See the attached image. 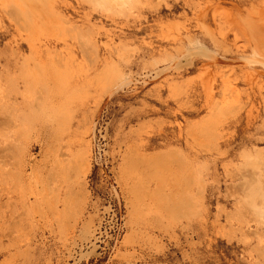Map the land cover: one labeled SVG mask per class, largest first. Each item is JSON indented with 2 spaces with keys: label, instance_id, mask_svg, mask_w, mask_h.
<instances>
[{
  "label": "rangeland",
  "instance_id": "rangeland-1",
  "mask_svg": "<svg viewBox=\"0 0 264 264\" xmlns=\"http://www.w3.org/2000/svg\"><path fill=\"white\" fill-rule=\"evenodd\" d=\"M62 1L112 33L83 56L51 21L59 66L0 72V264H264V0ZM29 53L0 38V65Z\"/></svg>",
  "mask_w": 264,
  "mask_h": 264
},
{
  "label": "bare ground",
  "instance_id": "bare-ground-1",
  "mask_svg": "<svg viewBox=\"0 0 264 264\" xmlns=\"http://www.w3.org/2000/svg\"><path fill=\"white\" fill-rule=\"evenodd\" d=\"M80 1V0H79ZM84 1V0H83ZM95 1V0H94ZM97 1V2H96ZM95 1V5L96 3L100 4V5H103L102 7L106 6V11H109V12H112L114 15L116 16H123V11H124V6H125V3H126V0H96ZM7 2H10V4L12 3L13 6L12 8L14 7V13L13 12H8V11H4V15H6V17L10 20L11 22V26L7 27V26H3L1 25L0 26V38H7V37H11L14 41V43L16 44V48H17V51H19V53H21L23 51L24 48L28 49L30 51L29 55L28 56H24L23 57V60H21V58L18 60V59H15V62L13 63L12 60H9L7 59L6 60V64L3 66V65H0V72L1 74L5 73L7 75H9L11 72H12V68L15 66L17 67L18 65H20L21 67V71L23 73H26L27 76L25 78V82H29L31 79V77H29L32 73H33V77L35 78V73L37 71V67H38V64H43L49 60H51V64L54 65V66H59V63L57 62L58 61V58L60 56V50L56 49V45L58 43H60L61 41H65V39H63V37L61 38V35L59 36H55V38H51V39H47L48 41L51 40V42H47L45 44H42L38 38H35L34 36V32L35 31H38V29H40L41 27H43L44 25L45 26H48L47 23L49 22H55V23H58L60 25L63 26L64 29H67L68 31H74L77 29V31H79L78 33L81 35L82 39L87 43L86 45L81 46L82 48H84L82 50V48H80L82 50V53H83V56H85V54H89L91 53L90 57L92 56V54L95 52V54L97 53V37L98 36H102L103 34L104 35H110L109 33H112V32H104L102 33L101 30L102 29H96V31H94L92 28H87L86 30L83 29L82 27H78V26H75L74 25V22L70 16V14L68 15L63 9L61 10V8H66L68 9L69 7H71L72 5H70L69 3H65V1L63 2L62 0H0V6H4L6 5ZM85 2V1H84ZM83 2V3H84ZM208 2V1H207ZM86 3V2H85ZM82 4V3H81ZM214 4V2H213ZM212 4V5H213ZM9 5V4H8ZM7 5V6H8ZM210 4L206 3L204 9H200L199 11V15L198 17H204L206 18L208 16V14L210 13V11H213L214 13L217 12L219 9V6H209ZM2 6V7H3ZM80 6V5H79ZM91 6V5H90ZM97 6V5H96ZM209 6V7H208ZM9 7V6H8ZM94 7V6H93ZM211 7V9H210ZM10 8V7H9ZM73 8V7H72ZM8 10V9H7ZM100 10V9H99ZM81 11V10H80ZM239 11V10H238ZM236 10V12H238ZM99 12V11H98ZM97 12V13H98ZM219 12V11H218ZM94 13V12H93ZM226 13H230V12H226ZM106 14V13H105ZM113 16H106L108 19L111 20L112 23H114V25H119L121 22L120 21H116L115 17ZM219 15V14H218ZM227 15V14H226ZM232 15V14H231ZM229 14L228 17L231 16ZM235 15V14H234ZM91 16V14H87V17ZM213 16L216 17V13L215 15L213 14ZM212 16V17H213ZM233 16V15H232ZM232 16H231V19H232ZM252 16L253 17H256V20H254L256 23L254 25H249L248 22H246V24H248V26H253L254 28H257L259 26V28H264V9L259 11V12H253L252 13ZM227 17V16H226ZM0 18H1V15H0ZM122 18V17H121ZM119 18V19H121ZM126 18V17H125ZM128 18V17H127ZM202 18V19H204ZM248 18H252V17H248ZM247 18V19H248ZM81 19V18H80ZM228 19V18H227ZM244 19V18H243ZM76 20V19H75ZM79 20V18H78ZM230 20V18L228 19ZM3 21V20H2ZM243 22V21H242ZM252 22V21H251ZM119 23V24H118ZM245 24V25H246ZM236 26V25H235ZM238 26V25H237ZM247 26V27H248ZM49 27V26H48ZM45 28V27H44ZM104 28V27H103ZM117 28V27H116ZM249 28V27H248ZM251 28V27H250ZM249 28V29H250ZM13 29V33L11 32V30ZM79 29V30H78ZM243 29V28H242ZM246 29V28H245ZM66 30V31H67ZM40 32H42L41 30H39ZM38 31V32H39ZM46 31V30H45ZM64 31V30H63ZM70 31V32H71ZM72 31V32H73ZM253 31V29H252ZM75 32V31H74ZM49 33V32H48ZM61 33V32H60ZM62 34V33H61ZM58 35V34H57ZM69 35V34H68ZM44 36V34H43ZM53 36V35H52ZM67 36V35H66ZM37 37V36H36ZM65 37V36H64ZM70 37V36H69ZM47 38V37H45ZM68 38V37H67ZM46 40V39H45ZM74 41V40H73ZM83 41V42H84ZM62 43V42H61ZM67 43V42H66ZM82 43V42H81ZM54 44V45H53ZM84 44V43H83ZM53 45V46H52ZM70 45V44H69ZM85 46H89L88 48H85ZM70 48V47H69ZM64 49V48H63ZM89 49H91L89 51ZM69 50V49H67ZM59 51V52H58ZM202 51H206L205 50H202ZM68 52V51H67ZM206 52H209L211 53L209 50L206 51ZM16 52H14L13 55H15ZM62 53V52H61ZM198 53V52H197ZM202 53V52H201ZM87 54V55H88ZM191 54V53H190ZM204 54V53H203ZM68 55V58H65L62 59L64 61H66L68 64L70 62H73L74 61V51L73 52H70L67 54ZM202 55V54H201ZM217 57H213L215 58V60L217 61V63H220V64H230V65H233L232 64V60H229V59H225V58H221V57H218L217 54H215ZM89 56V55H88ZM214 56V54H213ZM18 55L15 56V58H17ZM210 57H212V55H210ZM85 58V57H84ZM261 61L263 64H264V59L260 58ZM60 60V59H59ZM61 60V61H62ZM213 60V59H212ZM61 61H59L61 63ZM240 62V61H239ZM58 63V64H57ZM64 64V63H63ZM72 65V63H70ZM227 64V65H228ZM239 64V63H238ZM250 64V63H249ZM67 65V64H66ZM66 65H65V68H66ZM235 65V64H234ZM262 65V64H261ZM53 66V67H54ZM62 64L60 65V68ZM70 66V65H69ZM52 67V68H53ZM72 67V66H71ZM70 67V68H71ZM58 68V69H60ZM64 68V67H63ZM62 68V69H63ZM39 69V68H38ZM56 69V70H58ZM69 69V67H68ZM61 71V70H60ZM63 71V70H62ZM61 71V72H62ZM69 72V70H68ZM0 74V75H1ZM38 74V73H37ZM62 74V73H61ZM74 74V72H73ZM73 76V75H72ZM1 80V79H0ZM18 85V84H17ZM1 86V85H0ZM6 91V89H5ZM116 91V90H115ZM1 93V92H0ZM4 93V92H3ZM2 93V94H3ZM8 93V92H7ZM6 93V95H8ZM1 96V95H0ZM5 96V95H4ZM2 96V97H4ZM1 97V98H2ZM7 97V96H6ZM5 97V99H6ZM11 98V97H10ZM8 99V98H7ZM6 99V100H7ZM110 99V98H109ZM12 100V99H11ZM1 101V100H0ZM11 102V101H10ZM10 102H8L9 104L7 105H10ZM1 104V103H0ZM106 104V103H105ZM11 107V106H9ZM7 108V107H6ZM12 108V107H11ZM13 109V108H12ZM11 110V109H9ZM14 113V112H13ZM100 114V113H99ZM7 116V115H6ZM10 117V116H8ZM11 117H14V114L13 116ZM264 162V160H263ZM262 162V163H263ZM190 169V168H189ZM189 171V170H188ZM215 172V171H214ZM212 172V173H214ZM192 173V171L190 172ZM194 173V172H193ZM216 173V172H215ZM210 175V174H209ZM208 175V177H209ZM213 175V174H212ZM211 176V175H210ZM225 177L226 176H230L229 174V171L226 170V175H224ZM200 177V176H199ZM207 177V179L209 180V178ZM190 179V178H188ZM196 180V179H195ZM189 181V180H188ZM203 181V180H202ZM191 182L190 184V187L189 189L193 190V175L191 174V180L189 181ZM189 182L187 183L189 185ZM204 183V182H203ZM201 184L204 185V184ZM210 183H212L213 185V181L210 182L208 181V184L210 185ZM205 186H203V189L201 190L200 192V196L205 192ZM192 205H195L194 202H190ZM260 222V221H259ZM230 238H232L231 235H229Z\"/></svg>",
  "mask_w": 264,
  "mask_h": 264
}]
</instances>
